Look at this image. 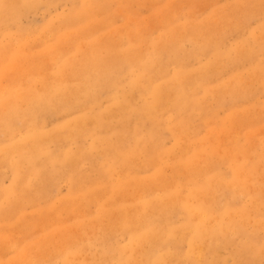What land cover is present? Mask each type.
Segmentation results:
<instances>
[{"label":"bare ground","instance_id":"bare-ground-1","mask_svg":"<svg viewBox=\"0 0 264 264\" xmlns=\"http://www.w3.org/2000/svg\"><path fill=\"white\" fill-rule=\"evenodd\" d=\"M59 1L0 0V83L10 80L0 85V167L11 170L8 186L0 178V242L6 226H33L24 219L27 203L48 219L52 198L47 188L59 178L69 181V209L92 206L93 218L85 222L79 217V233L74 238L67 233L56 247L24 249L19 257L0 264H226L217 250L231 243L226 239L230 231L244 232L251 209L235 202L220 207L210 202L215 180L211 168L193 160L198 150H191L186 126L203 108L199 93L208 88L213 60L194 70L182 56L180 41L172 38L173 28L150 41L147 54L137 50V38L123 40L124 33L118 46L94 36L91 30L98 16L105 14L106 24L112 23L117 0H65L70 8L56 21L19 25L25 13ZM189 37L196 39L195 34ZM70 43L76 51L63 56ZM207 43L203 51L212 42ZM162 51L175 65L173 72L161 62ZM257 70L264 82V70ZM224 86L231 97L244 91L234 82ZM59 115L64 118L47 128V117ZM166 132L175 139L171 149L163 144ZM199 143L213 145L208 139ZM215 152L227 155L224 160L232 168V177L221 183L223 189L249 192L257 207L264 206L248 183L254 165L237 160L247 150L239 146ZM141 155L147 156L144 173L134 164ZM92 156L98 171L94 182L79 168ZM171 156L174 164L192 170L187 194L176 181L161 183V164ZM149 167L152 174L147 173ZM127 186H132L130 194ZM154 186L164 194L155 195ZM105 218L111 222L102 225ZM84 225L101 227L98 242ZM97 243L99 251L89 257L86 251ZM236 253L246 259L260 257L264 241L252 237Z\"/></svg>","mask_w":264,"mask_h":264},{"label":"rangeland","instance_id":"rangeland-1","mask_svg":"<svg viewBox=\"0 0 264 264\" xmlns=\"http://www.w3.org/2000/svg\"><path fill=\"white\" fill-rule=\"evenodd\" d=\"M69 2L62 0L49 7L43 4L44 6L36 12L25 13L19 20V25L30 27L40 25L49 19L56 21L58 15L69 10L71 5ZM112 10L111 24L107 25V21H104L105 14L98 16L96 23L92 22L94 27L91 31L94 36H103L104 41L118 46L121 34L124 33L123 40L128 37L137 38V50L147 54L151 52L150 41L160 39L169 28H173L172 38L180 41L182 56L189 66L198 70L203 63L213 60V66L207 74L208 88L206 90L201 88L199 93L203 108L194 112L190 122L186 124L191 150L195 152L198 150L193 160L211 168L209 173L213 174L216 192L210 196V202L219 207L225 203L235 202L251 209L245 221L244 232L230 231L226 239L231 243L221 245L217 250V256L226 264H264V255L246 259L236 253L237 248L240 249L242 245L247 244L252 237L264 241V206L257 207L258 203L254 202L256 199H253L249 192L240 193L223 189L221 183L224 179L232 177V168L224 160L227 155L215 152L239 146L247 150V154L239 153L237 160L243 165H254V173L250 174L248 183L264 202V82L262 78L256 76L257 69L264 70V0H117L113 3ZM191 34H195L196 39L190 38ZM204 34L206 36H203ZM177 37L182 39L179 40ZM207 40L212 42L211 46L207 47V51H203L204 46L209 45ZM212 50L217 54L211 55ZM73 51L76 49L70 43L63 56ZM158 55L162 63L168 64L169 70L173 72L176 69L168 60L167 52L162 51ZM48 64L51 66L52 63ZM232 82L244 90L237 91L240 93L234 97L225 92L224 86ZM9 83V78H4L0 85ZM63 118L64 115L47 117V128L56 125ZM173 119L174 116L171 120ZM205 139L213 142L212 148L209 144L200 145V140ZM89 142L90 139L87 140V143ZM163 144L167 149L175 146V139L171 133L164 134ZM72 148L75 149V146L72 145ZM175 153H178V150ZM95 158L96 156H92L79 163L80 171L93 182L98 176V171L93 166ZM146 159L147 156L141 155L135 160L137 172H145L143 165ZM181 164L179 162L174 164L172 156L163 160L161 183L168 185L176 181L180 192L187 194V182L192 170L187 171ZM152 168L147 169L148 174L153 173ZM197 174L196 172L193 175ZM0 178L3 185L8 186L11 170L8 167H0ZM77 180L84 181L85 177H78ZM55 183V186L47 188L52 198L48 202L51 205L47 211L48 219L40 217L39 210L27 203L24 219L33 226L17 224L3 229L0 260L17 258L22 250H33L41 244H45L48 249L56 247L62 243L67 233L73 238L79 233V229L76 228L79 217H85L83 219L85 222L92 220L94 213L92 206L84 211L69 209L70 205L66 202L69 181L59 178ZM126 188L128 194L133 191L132 186ZM154 193L159 196L164 194L160 189H155ZM232 195L235 197H231ZM180 220L181 218L175 221ZM109 222L111 219L105 218L102 225ZM85 227L86 233L90 232L89 236L95 237V242H98L96 236L102 232L101 227L97 225ZM121 240L126 239L121 237ZM89 248L86 252L91 257L99 251L100 244Z\"/></svg>","mask_w":264,"mask_h":264}]
</instances>
